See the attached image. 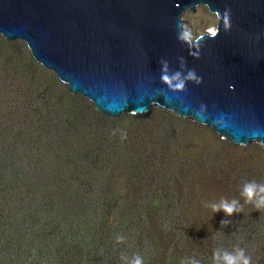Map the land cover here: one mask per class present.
I'll list each match as a JSON object with an SVG mask.
<instances>
[{
  "label": "rangeland",
  "instance_id": "obj_1",
  "mask_svg": "<svg viewBox=\"0 0 264 264\" xmlns=\"http://www.w3.org/2000/svg\"><path fill=\"white\" fill-rule=\"evenodd\" d=\"M181 21L189 42L216 27L204 9ZM25 52L0 38V264H225L241 253L264 264L260 146L236 147L157 108L112 121L94 116L83 100L65 98L62 85L45 92L51 75H21ZM142 139L161 143L159 157L130 171ZM233 202L227 215L222 205Z\"/></svg>",
  "mask_w": 264,
  "mask_h": 264
},
{
  "label": "water",
  "instance_id": "obj_2",
  "mask_svg": "<svg viewBox=\"0 0 264 264\" xmlns=\"http://www.w3.org/2000/svg\"><path fill=\"white\" fill-rule=\"evenodd\" d=\"M197 9L216 27L189 42ZM0 38L110 119L157 108L264 150V0H0Z\"/></svg>",
  "mask_w": 264,
  "mask_h": 264
},
{
  "label": "trees",
  "instance_id": "obj_3",
  "mask_svg": "<svg viewBox=\"0 0 264 264\" xmlns=\"http://www.w3.org/2000/svg\"><path fill=\"white\" fill-rule=\"evenodd\" d=\"M18 45H20V44H18ZM25 50H26V48H25ZM26 54H25V56H26V67L27 68H23L22 70H21V75H22V73L24 74V76L27 78V80L28 81H30V82H33V81H35L34 79H33V77H31L30 76V74H29V71L28 70H32L33 71V74H37V73H40L41 75H43L44 76V74H46L47 75V77L48 76H50V74H48L47 72H45L44 70H42L39 66H37L33 61H32V59L30 58V56H29V54H28V52H27V50H26V52H25ZM24 54V53H23ZM50 78H51V81H53V83H49L48 84V88H46V87H44L45 88V92H47L48 91V89H53V87L54 86H56V85H60L59 84V82L53 77V76H50ZM48 82V81H47ZM35 85H39L40 86V84L39 83H35L32 87H30L29 89H32V88H34L35 87ZM63 87V86H62ZM63 95H64V97L66 98H71V99H75V100H78V101H82V100H80V99H78V98H74V97H72V96H70V94H69V92L66 90V88H64L63 87ZM85 102V101H84ZM85 103H87V102H85ZM88 107H87V109L94 115V116H97V117H103V116H101V115H99L97 112H95V110L91 107V105H89L88 103L86 104ZM104 118H106V117H104ZM106 120H108V121H112L111 119H108V118H106ZM80 122L81 123H83V124H85V125H87L90 129H91V131H96V130H98V127L95 125V123L94 122H92V121H90V120H82V118H81V120H80ZM112 139V141H111V144H110V153H108V154H106V156H107V158H108V161H107V164H112V165H110L109 167H111V168H113V170H112V172H111V174L110 175H112V176H114V174L115 173H117V172H113L114 171V167H115V163H114V161L116 160V157L117 156H115V155H117L116 153L114 154V150L116 149V146H117V141L116 140H114V137H112L111 138ZM141 143L143 144V146H144V149H143V151H140V152H138L137 153V155H138V159H133L132 157L130 158V160L132 161V165H131V167H130V171H134V172H136V171H138V170H146L149 166H150V164L153 162V161H155V158H158L159 157V155H158V146H160L161 145V143H157V144H149L148 142H146V140L145 139H142L141 140ZM116 162H117V160H116ZM140 162H142V163H140ZM142 166V169H139L140 167ZM141 209H143V210H147V209H145V208H143V207H141ZM148 216H150V222H149V224L150 225H154V216H155V212H152V213H148L147 214Z\"/></svg>",
  "mask_w": 264,
  "mask_h": 264
},
{
  "label": "clouds",
  "instance_id": "obj_4",
  "mask_svg": "<svg viewBox=\"0 0 264 264\" xmlns=\"http://www.w3.org/2000/svg\"><path fill=\"white\" fill-rule=\"evenodd\" d=\"M217 17H218V19H219V14L217 13ZM224 24H225V27H227L228 26V16H227V14H225V16H224ZM185 35H187V34H185ZM23 45V44H22ZM24 46V45H23ZM25 47V46H24ZM29 54V53H28ZM37 65V64H36ZM38 66V65H37ZM43 70V69H42ZM46 72V71H45ZM48 73V72H47ZM51 75V74H50ZM52 76V75H51ZM195 77H194V75L192 74V73H189V79H194ZM163 79H164V82L165 83H167V84H169V86H172V81L167 77V76H165V77H163ZM175 79H177V80H179V74H177V76L175 77ZM60 84V83H59ZM61 85V84H60ZM63 86V85H62ZM64 88H65V86H63ZM183 87H184V83H183V81H180V82H178V83H176L175 84V88L176 89H183ZM67 90V89H66ZM68 91V90H67ZM70 94V93H69ZM70 96H72L71 94H70ZM72 97H75V96H72ZM76 98H79V97H76ZM81 99V98H80ZM81 100H83V99H81ZM83 101H85V102H87L86 100H83ZM89 105H90V103L89 102H87ZM92 107V106H91ZM93 108V107H92ZM94 109V108H93ZM95 110V109H94ZM95 112H97V111H95ZM98 113V112H97ZM99 114V113H98ZM99 115H101V114H99ZM102 116V115H101ZM104 116V115H103ZM106 117V116H105ZM134 117V116H133ZM138 117V116H137ZM106 118H108V117H106ZM108 119H110V118H108ZM224 142H226V141H224ZM243 195L244 196H246V198H247V201L248 202H251L252 201V199L254 198V196L256 195V192H255V186L254 185H249V186H246L245 187V190H244V193H243ZM234 203L235 202H233V204L232 205H229V204H227V203H224L223 205H222V207H223V211L227 214V215H232L233 214V212H234V210H235V208H234ZM219 209H217V208H215L214 207V209H213V211H218ZM135 264H140V262H139V260H137V261H135ZM225 264H250V260L248 259V258H245L244 256H243V254L241 253L240 255H239V257H233V256H225Z\"/></svg>",
  "mask_w": 264,
  "mask_h": 264
}]
</instances>
